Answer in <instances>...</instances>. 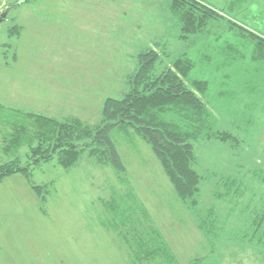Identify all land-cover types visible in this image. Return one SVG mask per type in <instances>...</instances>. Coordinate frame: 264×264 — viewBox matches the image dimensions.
Wrapping results in <instances>:
<instances>
[{
  "label": "rangeland",
  "instance_id": "374dc122",
  "mask_svg": "<svg viewBox=\"0 0 264 264\" xmlns=\"http://www.w3.org/2000/svg\"><path fill=\"white\" fill-rule=\"evenodd\" d=\"M16 1L0 0V12ZM116 1L126 8L123 0ZM82 4L83 0H29L0 23V165L17 154L1 150L2 135L16 125L13 118L79 120L97 126L106 101L123 98L138 73V55L145 43L134 42L133 19L130 26L101 28L95 24L99 12L91 10L88 16ZM260 6L263 9L264 0ZM102 11L110 20L112 11ZM167 51L159 52L155 75L178 54L169 46ZM262 95L249 101L250 107L235 99L219 104L216 128L236 136L235 147L217 139L195 146L194 168L203 177L201 206L203 211L213 209L209 213L218 218L220 228L230 206L215 195L222 191L219 177L250 179L251 172L264 171ZM110 137L127 169L125 176L84 153L69 169L53 161L31 172L33 184L49 187L44 203L20 174L0 182V264H130L131 236L134 242L139 234L150 236L149 227L162 235L179 264L206 256L213 257L212 264H264V230L258 242L230 239L239 236L237 213L247 212L244 221L250 225L264 210L259 182L251 181L247 200L226 227L232 236L218 243L212 256L196 215L178 199L148 144L132 128L115 129ZM28 150L24 147L18 155L22 165L28 162Z\"/></svg>",
  "mask_w": 264,
  "mask_h": 264
},
{
  "label": "trees",
  "instance_id": "16d2710c",
  "mask_svg": "<svg viewBox=\"0 0 264 264\" xmlns=\"http://www.w3.org/2000/svg\"><path fill=\"white\" fill-rule=\"evenodd\" d=\"M28 1L17 0L4 6ZM170 10L177 23V28H174L176 37L187 42L185 50L176 56L170 66L160 75H155L159 52L142 50L138 55L139 71L128 82V92L121 99L106 101L103 119L97 126H89L79 120L55 122L45 118L33 121L13 118L16 125L12 132L2 135L4 144L1 150L3 154L14 150L17 154L0 165V182L20 174L29 181L33 192L44 203L50 193L49 187L33 184L30 181L31 172L43 163L53 161L69 169L84 153L125 176L127 169L110 133L115 129L132 128L159 159L178 199L196 215L198 229L211 248L210 255L214 256L218 243L232 236L226 227L240 205L247 200L253 188L251 181L259 182L264 189V171L251 172L250 179L226 174L219 177L218 186L224 193L214 194L219 201L230 206L224 229L220 228L218 218L209 213L213 209L203 211L201 206L199 193L203 177L194 168L197 161L195 146L211 139L236 146V136L216 128L218 106L235 99L250 107L249 101L254 102L261 93L264 97V37L238 24L224 23L227 16L198 0H171ZM213 30H218L217 34L214 31L211 38L206 41L201 39ZM24 147L29 148L25 154L28 158L26 165H22L18 157ZM134 208H138L137 203H134ZM237 214L239 218L235 229L239 230V236L230 239L242 244L260 241L262 237L259 234L264 230V210L250 225L244 221V217L249 216L247 212ZM149 229L150 236L139 234L135 242L134 235L131 236L130 264H179L162 235L154 228ZM212 258L193 259L191 264H212L216 262Z\"/></svg>",
  "mask_w": 264,
  "mask_h": 264
},
{
  "label": "crops",
  "instance_id": "0c3cea01",
  "mask_svg": "<svg viewBox=\"0 0 264 264\" xmlns=\"http://www.w3.org/2000/svg\"><path fill=\"white\" fill-rule=\"evenodd\" d=\"M123 1L126 8L119 7L116 0H83L82 10L88 12V16L91 10L98 11L99 14L94 15L98 18V22L95 24L101 28L109 26H130L131 24L128 21L133 19L134 42L145 43V45L142 46L143 49H153L161 53L164 51L168 53L167 46H169V48L175 51L174 53H178L177 56L185 50L187 42L176 37L177 31H172V28H177V23L170 10L171 0ZM198 1L227 16V20L224 23L228 21L238 24V26H241L245 30L264 37V6L263 9L260 6L262 0H247L246 3L244 0ZM21 5L23 4L21 3L20 6ZM104 9L112 11L109 18L110 20L103 17L104 11L102 10ZM119 11L121 12L119 13ZM84 18L87 19V17ZM218 25H220V22ZM214 31L215 30L209 34L207 32L201 39L206 41L208 38H211ZM217 32L218 30L215 31V34H217ZM120 37L121 36H119V38ZM191 41L192 40L188 42ZM171 43H177L178 45L174 48L171 46ZM171 54L173 53L170 52V55Z\"/></svg>",
  "mask_w": 264,
  "mask_h": 264
},
{
  "label": "water",
  "instance_id": "95a60500",
  "mask_svg": "<svg viewBox=\"0 0 264 264\" xmlns=\"http://www.w3.org/2000/svg\"><path fill=\"white\" fill-rule=\"evenodd\" d=\"M20 4H21V3L15 4V5L7 6V7L5 8L4 12L0 15V23H1L2 21H4V20L8 17L9 13L11 12V10H12L13 8H17Z\"/></svg>",
  "mask_w": 264,
  "mask_h": 264
}]
</instances>
